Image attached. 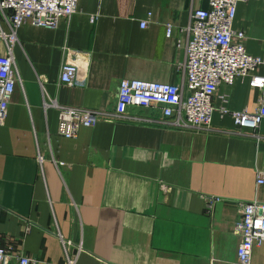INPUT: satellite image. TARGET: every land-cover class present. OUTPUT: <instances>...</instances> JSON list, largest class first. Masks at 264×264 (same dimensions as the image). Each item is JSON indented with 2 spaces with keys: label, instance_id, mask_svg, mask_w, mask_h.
I'll return each instance as SVG.
<instances>
[{
  "label": "crops",
  "instance_id": "crops-1",
  "mask_svg": "<svg viewBox=\"0 0 264 264\" xmlns=\"http://www.w3.org/2000/svg\"><path fill=\"white\" fill-rule=\"evenodd\" d=\"M191 5L206 2L77 0L68 19L60 17L52 27L24 22L15 28L18 80L0 125L2 244L36 258L35 264H62L58 234L83 247L75 264H237L236 202L255 196L264 201V116L257 141L232 133L230 116L218 110L209 128L104 117L66 138L57 133L56 108L42 106L43 98H55L111 110L123 76L174 82L186 94L180 29ZM235 7L232 27L243 31L247 53L260 54L263 0ZM167 21L173 28L165 37ZM7 29L0 14V30ZM66 57L79 64L77 83L70 85L57 81ZM255 71L264 73V66ZM216 90L226 95L229 109L256 104L257 90L245 78L219 81ZM213 102L222 103L217 97ZM126 109L131 116L161 117L156 107ZM255 169L262 172L258 184ZM205 195L221 200L209 208ZM250 254L253 264H264V242Z\"/></svg>",
  "mask_w": 264,
  "mask_h": 264
},
{
  "label": "built area",
  "instance_id": "built-area-1",
  "mask_svg": "<svg viewBox=\"0 0 264 264\" xmlns=\"http://www.w3.org/2000/svg\"><path fill=\"white\" fill-rule=\"evenodd\" d=\"M195 1L200 0H190V4ZM238 1L244 0H205V6H190L189 20L180 29L185 33L180 70L186 94L174 82L123 76L117 83L111 110L70 106L58 103L55 98H43V107L49 105L56 108L57 133L66 138L72 137L80 126L92 125L97 119L104 117L157 121L180 129H203L209 128L211 114L218 110L221 115L230 116L234 124L232 133L259 140L261 136L258 126L264 116V73L256 72L255 68L258 65L264 66V41L260 54L246 52L243 31L231 24ZM76 2L77 0H0V14H3L8 25L6 31L0 30V38L5 47V52L0 54V125L5 119L14 82L18 80L12 58L15 28L24 22L52 27L58 18L68 19L76 10ZM149 15L150 12H147V17ZM147 17L139 21V26L146 24ZM89 19L92 20L93 16L90 15ZM163 26L164 36L168 37L173 25L167 21ZM78 69L75 57L64 58L59 64L57 81L67 85L77 83L75 75ZM235 78H245L247 85L257 90L256 104L252 109H229L223 104L226 95L216 93L219 81L231 84ZM214 97L222 103L214 105ZM137 106L156 107L161 117L149 119L127 113L126 108ZM42 158L39 153L36 161L41 163ZM255 172V184L263 182L262 172L257 169ZM160 186L164 191L169 190L164 184ZM203 200L204 206L210 208L212 203L221 199L205 195ZM236 205L238 217L233 226L238 238L235 247L236 263L253 264L251 249L264 242V201L255 196L246 200L238 199ZM58 238L64 254L62 264H75L76 255L83 247L79 242H71L60 234ZM37 261L12 244L0 242V264H35Z\"/></svg>",
  "mask_w": 264,
  "mask_h": 264
}]
</instances>
